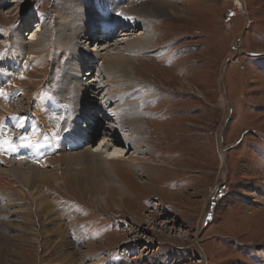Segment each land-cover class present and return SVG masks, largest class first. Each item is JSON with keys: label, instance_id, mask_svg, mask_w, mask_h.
Here are the masks:
<instances>
[{"label": "rangeland", "instance_id": "374dc122", "mask_svg": "<svg viewBox=\"0 0 264 264\" xmlns=\"http://www.w3.org/2000/svg\"><path fill=\"white\" fill-rule=\"evenodd\" d=\"M131 2V8L139 4ZM97 5V0H0V70L17 67V59L22 62L20 53L31 58L29 53L34 49L45 50L43 57L49 65L48 81L38 87L17 85L21 87L12 89L18 94L10 100L11 107L0 105L1 111L15 109L2 118L0 135L6 131L5 137L10 134L17 144L21 136L35 139L31 130L37 132L36 138H44L53 129L48 118L54 124L64 120V130L67 117L63 106L57 107V115L48 117V107L44 112L42 103L51 101V94L63 87V79L75 86L84 78L82 95H74L72 100L82 109L79 119L90 115L85 120H89L88 135L93 134L94 139L88 140V147L106 155L102 148L105 129L122 118L114 115L115 106L104 103L107 86L101 85L107 78L100 58L127 49L124 42L114 44L117 40L147 32L152 44L145 47L147 50L137 46L142 53L132 52L137 75L133 81L138 80L133 87H137L125 95L133 102L130 110L144 117L139 123L145 131L138 136L143 140L141 149L152 155L164 185L159 183L156 191H135L134 185L141 183L133 175L122 183L127 186L130 181L131 190L118 195L102 189L106 184H118L113 177L104 183L82 182V177L78 186L61 185L52 190L66 211L53 201L54 214L48 218L34 206L36 221L27 225L21 223L27 217L19 210L28 203L35 205L33 198L20 193L24 199L18 198L20 203L15 204L9 196L5 210L0 197V264H94L101 259L96 264H264V0H175L178 13L190 17L178 19L169 14L141 18L135 23H146V31L140 27L125 36L118 34L110 43L95 40L108 34L110 27L99 34H88L91 29L83 28L87 26L84 23H95ZM77 13L78 35L66 38L63 23ZM34 35L44 38L38 48L30 44L29 37ZM32 58L28 61L34 64ZM20 66L16 73L11 70L13 75L26 76L28 68ZM88 70L94 72L90 85L85 81L90 71L83 75ZM36 76L43 78L42 74ZM137 89L141 91L134 96ZM116 93L113 95L118 96ZM68 102L67 109L72 105ZM128 102L118 104L127 109ZM60 127L54 132L57 139L62 134ZM69 137L61 139L67 143ZM69 145L64 147L69 156L82 146ZM50 148L47 143H38L33 151L38 154L35 160L40 150L45 153ZM128 149L126 157L131 158L136 152ZM7 152L9 158L5 165L0 164L2 169L28 167L33 178L52 172L50 166L35 170L20 156ZM78 159L74 157V164L66 169L85 171ZM35 179L32 189L42 190L39 194L50 199L47 183Z\"/></svg>", "mask_w": 264, "mask_h": 264}, {"label": "bare ground", "instance_id": "6f19581e", "mask_svg": "<svg viewBox=\"0 0 264 264\" xmlns=\"http://www.w3.org/2000/svg\"><path fill=\"white\" fill-rule=\"evenodd\" d=\"M130 1H132V0H97L98 5L96 7V9H97L96 14L93 15V13H90V14L87 13V15H86V16L90 15V17L93 15V20L95 21V23L94 22L90 23V24L88 22L84 23V25H87V26H85L83 28L85 29L86 27L87 28L89 27L91 29L88 34H93L94 32L99 34L101 31L105 32L106 29L108 27H110L109 28L110 31L108 32L109 35L108 34L103 35V38H100V37L95 38V40L97 39L96 41H98V39L99 40L101 39V40H104V42L108 43L109 41L111 42L114 38L118 37V34L120 36H125V35H128V33H130V32H136L138 30V28H140V27H144L145 31H146V29L148 28V25H145L146 23L144 24V26H143V24L135 23L137 20H139L141 18H143L144 20H147V19L149 20L150 17H153L155 15L156 16L161 15L164 17V16H169V14H170V16L176 17L178 19L183 17V16H189L188 14L178 13L176 7L174 6L175 0H137V1H139V4L134 5L133 8H131V5L133 2L130 3ZM124 5H125V7H123ZM62 6L63 5H59V7H62ZM65 9H66V7L64 8V10ZM91 12H93V11H91ZM79 17H80L79 13H77L76 15L73 14L68 23H65V24L63 23L64 26H62L63 29L62 28L61 29L64 31V33L67 34L66 38H71L72 35L74 36V33H76V31H77L76 29H78V25L76 23L79 22ZM114 19H115V21H113ZM58 21H60V23L58 22L59 24L62 23L61 19H59V18H58ZM111 21H113V22H111ZM152 25H154V23ZM97 26H98V28H96ZM69 30H72V31H69ZM70 32H72V34H69ZM124 32H126V33H124ZM148 34H147V32L146 33L143 32L142 35H136L130 39L124 38L125 40L124 39H122L120 41L117 40L116 42H114V44L124 42L125 43L124 45H126L127 49L121 51L120 54H117V52L115 54L109 53L108 55L100 58L101 62L104 65V70H105L104 75H103L104 79L107 78L106 81H104V82L102 81L103 84L101 85V88L103 86H107V87L110 86L111 85L110 83H112V82H113V84L116 85V87H112L113 85H111V87H108L109 89L106 87L107 92L104 96L107 98V100H104V103L107 105V107L115 106V107H113L114 110L116 111L114 115L116 116V118L118 120L120 118H122L121 121H119V123H117L118 122L117 121L115 125L111 124V125L107 126L105 129L106 130L105 134L102 137V139L104 140V141H102V148L107 150L106 155L103 153V151L98 150V148L96 151H92L91 148L88 147L91 140L94 139L93 134L88 135L87 130H88L90 125H88L89 120H85V119H89L90 115L86 116V114H85L84 117H81V119H79L80 116H78V115L81 112L80 110H82V109L78 105H75V103L72 100L74 95L77 96V98H79L82 95V92L84 90V88H83L84 86H82V84H80V83L84 81L83 80L84 78L80 82L77 80V83H76L77 85L75 84V86H72L71 83L68 84V81L66 79H63L64 80V82L62 83L63 87L60 88V86L58 85L60 89H59V91H55L53 94H51V96L53 95V98H51V96H50L51 101L49 102V100L46 99V104L42 103V107H43L44 112L46 111V107H48V110H47V116L48 117H49V115H52V116L57 115V112L59 109V108L57 109V107L63 106V112H64L63 115H64V117H67L65 124H64V127H65L64 130L62 127L64 120L54 124L51 122V119L48 118L49 123L53 127V129H51V131L47 132L45 134L44 138H39V137L36 138L37 132H34L31 129H30L31 130L30 133H32V136L35 138V139H33V141L37 145H38V143L43 142V143L49 144L51 146V148L48 151H45V153H42V150H40V152H39L40 156H39L38 160H35L38 157V154L33 153V151L36 149V147H19V148H17V150L15 152H11V155L20 156L22 161L26 160V162L29 163L31 165V167L34 168L35 170L38 169L41 171V170H43V168H46L48 166L52 167L50 169L52 171L51 173L43 172L41 174H37L38 176H36L37 179H38V177L40 178V180H38L40 182V184H42V183L45 184V182L47 183L45 190L50 191L48 194L50 199H48V197L46 199V198H44L46 196H41L39 194V193H42L41 192L42 190L38 193V191H35L34 189H32V185L37 180L35 179L36 177L33 178L34 177L33 173L29 170L28 167H26V169H24V167L16 165L17 167H14L12 169L10 167L9 168L6 167L7 170H5L6 168L5 169L0 168V197L2 199V203H3L2 205H3V207H5L4 208L5 210L9 207V205L6 204L7 202L5 203V201H6L5 199L9 196H13L12 201L14 200L15 204L20 203L18 201V198L19 199L23 198V197L27 198L28 196L32 197L34 202H35V205L28 203L27 205L22 206V210H19L20 213H22L23 215L25 214L27 217L26 219L21 220V223L27 225L28 222L31 223V221L34 220L33 219L34 213L36 212L34 206H36V208L41 210V212L45 213L43 215L44 216L46 215L45 217H48V218L50 217V215L54 214L53 213V207L55 205L52 207L53 201L57 202L58 207H60L62 209L64 208L65 209L64 211H66L67 210L66 205L63 204L62 201L58 200V199H60V197H58L57 195H54V193L52 192V190L60 187L61 185L69 187L73 184V185L78 186L79 183H82L85 181H89V182L90 181L91 182L96 181V182H101V183L103 182L104 183V182H106V178L111 176L118 181V184L120 183L119 186H117L118 185L117 183L115 185H113L111 183H110L111 185L105 183L106 185H104L102 189H104V190L107 189L114 194H118V193L122 194V192H125L124 190H131V187H130L131 185H128L130 181L128 182L127 186H125L122 183H125L126 179L127 178L130 179L129 177L130 176L133 177V175H137V178L138 177L140 178L139 182L141 183L139 185L138 184L134 185L135 191H143V192H145V190L156 191V190H158V187H159L158 184L159 183L163 182L162 185H164L165 179L160 174L159 168L156 167L157 163L155 162V160H153V158H151L152 155L149 153V151L147 149L146 150L141 149L144 146V145H142L143 140L141 138H139L138 136H142V134L145 131L143 130L142 126L139 123H141L140 120L144 119V117H142V115L139 114L138 112L130 110V108H133L130 106V105H132L133 102L132 101L128 102L130 97L128 95H125L126 92L128 91V89H133V88L137 87V86L133 87V85L135 83H137V81H138V80L133 81L137 75L135 74L134 68H133V62L136 59V57L132 54V52L134 51L133 53L135 54V53L142 51V49H138L137 46H142L144 48L143 50H147V49H145V47L150 46L152 44L151 43L152 40L150 37L151 35H148ZM81 36L85 37L87 35H84V36L80 35V37ZM29 40H32V42L30 44L33 46H36L37 44H39L41 46V44L43 45V43H44V38L38 37L37 35H34L33 38L29 37ZM21 44L26 46L27 43H26V41H22ZM74 47H75V45H74ZM42 51H43V53H42ZM25 53L23 51L20 53V56L22 57L20 59L22 60L23 63H25V65L22 64V62H20L19 59H17L18 62L17 61L16 62H17V64H19L18 66L23 65L24 68H26V67L28 68V74L26 76L24 75V73L19 74L17 76H16V74L13 75L12 71H14L16 73L18 66L14 67V68H11L12 66L10 68H3V71H1L2 70V68H1V70H0V91H2L4 93L3 95H0V105L4 104L5 108H10L11 107L10 100H15L18 93L15 94L14 90H17V87H21V86H17V85H30V84H32L33 87H38L42 84L43 81L44 82L48 81V80H46V79H48V74H49L48 73L49 65H47V62H46L48 58L46 59L45 57H43V54H45V50L44 49L43 50L42 49H40V50L34 49V51L29 53L31 58H29ZM96 56L97 55H94V57H96ZM32 57H34V59L37 61V62L34 61L35 62L34 64H31L28 61L29 59H33ZM83 57H85V56H83ZM83 60H84V58H83ZM8 64H9V62H8ZM42 65H46V66H42ZM9 66H10V64H9ZM77 66H80V64H77ZM27 68H26V70H27ZM89 71H90L89 77H85V81L88 82L87 83L88 85L91 84V81H92L91 77L94 75V72L91 70H88V72L83 74V75L89 74ZM37 74L38 75L42 74L43 78H41L40 76H36ZM72 74L74 75L75 72H72ZM128 74H130V75H128ZM77 75H79V74H77ZM63 78H67V77L63 76ZM18 79L20 81H18ZM84 83L86 84V82H84ZM135 85H137V84H135ZM14 87H15V89L12 90ZM140 87H141V85H139V88ZM97 89H96V91H99ZM140 91H141V89H137L136 91H134L133 95L136 96V92L139 93ZM21 92L19 91V93H21ZM114 92H117L116 94H118V96L113 95ZM62 93H64V94H62ZM22 94H23V92H22ZM12 95H14L15 97L12 98ZM91 95L90 94L88 95L85 103H87V101L89 100L88 98H90ZM113 96H115V97H113ZM69 100L72 101V105L70 107H68V109H67V105H68L67 102ZM95 100L98 101V97L95 98ZM120 101L121 102L123 101V103L128 102V104L126 105L127 109L123 108V105L120 106V104H118ZM61 102H63V103H61ZM20 104L21 103H19V105ZM96 105L98 106V103L95 102V106ZM139 109L141 110L140 107H139ZM14 110H15L14 106L12 109H9L6 111L0 110V126L2 125V118L8 114L13 113ZM61 110H62V108H61ZM91 112H92V110H91ZM95 112H96V109H95ZM104 116H106V113ZM68 117H69V119H68ZM114 117H113V119H114ZM94 119L96 122H98V120H100L99 118L97 119L96 114L94 115ZM85 121L86 122L88 121V122L84 123ZM82 123H84V124H82ZM8 124H10V123H7L6 125H8ZM78 124H80L79 125L80 126L79 132L75 131V128ZM6 125H4L3 128L4 127L6 128ZM59 127L62 130V134L59 136V139H57V135L54 132H57ZM66 130H69V131H66ZM5 132L6 131H4L0 135V136H2V138H6V137L10 136V134H7L8 136L5 137V134H6ZM64 135H67V137L70 135L69 139L67 140V143L64 141V139H61V137ZM79 135L82 138L79 137ZM162 138H163V135H162ZM88 140H90L89 143H87ZM19 143H20V140H19ZM65 144L66 145L70 144L69 146H71V148L72 147L78 148L80 145H82V146L78 150L77 153H72V155L69 156L70 153H68L64 148V147H66ZM85 145H86V147H84ZM119 147H123V149L119 150ZM124 147L126 148V150L128 148H131V150L136 152V154L133 155V157H131V158L130 157L127 158L126 156L129 152L128 151L129 149L125 152ZM19 149H20V151H19ZM51 149H53V151H51ZM2 153H3V155L2 156L0 155V164L5 165L7 159L9 158L8 152L2 151ZM72 156H74L75 158H81L80 160H82V162H81L82 164H80V165H83V168L85 169V171L83 170L82 172L81 171L75 172L71 169L70 170L66 169L69 167L70 164H74V162H75L74 157H72ZM46 169H48V168H46ZM93 169H94V171H93ZM82 177H84L83 181H82ZM137 180H139V179H137ZM97 184H99V183H97ZM83 185L85 187L87 186L86 183H84ZM134 188H132V189H134ZM20 193H23V197L19 196ZM25 193H26V195H25ZM14 194H16V195H14ZM15 196H17V197H15ZM158 200L160 201V197H158ZM155 204H159L158 201L155 202ZM58 207H57V209H59ZM37 212H39V211H37ZM34 221H36V219ZM43 223H45V222H43ZM200 225H199V227H200ZM43 229H45V228H43ZM29 230H30V228H29ZM31 230H33V229L31 228ZM94 258H96V257H94ZM100 262H102V259L100 261H95L94 264L100 263ZM201 262H204V259L201 260Z\"/></svg>", "mask_w": 264, "mask_h": 264}, {"label": "snow or ice", "instance_id": "6c2138e0", "mask_svg": "<svg viewBox=\"0 0 264 264\" xmlns=\"http://www.w3.org/2000/svg\"><path fill=\"white\" fill-rule=\"evenodd\" d=\"M4 93L0 91V95ZM70 130V129H69ZM66 130V131H69ZM20 143H14L11 137L0 138V151L15 152L19 147H37L38 145L29 136L19 137Z\"/></svg>", "mask_w": 264, "mask_h": 264}, {"label": "built area", "instance_id": "2783aa9c", "mask_svg": "<svg viewBox=\"0 0 264 264\" xmlns=\"http://www.w3.org/2000/svg\"><path fill=\"white\" fill-rule=\"evenodd\" d=\"M125 223H126V221H125ZM125 225V224H124Z\"/></svg>", "mask_w": 264, "mask_h": 264}]
</instances>
